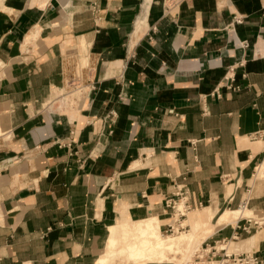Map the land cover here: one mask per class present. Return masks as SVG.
<instances>
[{"label": "crops", "instance_id": "obj_1", "mask_svg": "<svg viewBox=\"0 0 264 264\" xmlns=\"http://www.w3.org/2000/svg\"><path fill=\"white\" fill-rule=\"evenodd\" d=\"M170 5L0 0V264H98L122 214L156 213L167 231L178 188L192 204L178 222L208 221L203 249L240 243L264 264V233L242 244L264 231L242 229L264 220V138L251 137L264 130V0ZM82 53L95 69L80 106H57ZM226 208L254 216L218 225Z\"/></svg>", "mask_w": 264, "mask_h": 264}, {"label": "bare ground", "instance_id": "obj_2", "mask_svg": "<svg viewBox=\"0 0 264 264\" xmlns=\"http://www.w3.org/2000/svg\"><path fill=\"white\" fill-rule=\"evenodd\" d=\"M262 165L264 167V163ZM178 209L182 210L183 204L179 203ZM215 214L216 210L211 208L210 219H213ZM237 215H247L252 217L253 212L248 208H226L219 212L216 217L218 220V225L227 224V221H229L232 217H236ZM185 220H187V218ZM207 222L208 221L201 219L197 213L189 219V223H191V229L189 231L186 233H183L182 231L177 234L164 235L163 232H161V222L158 214H150L148 217L142 219H133L129 215L122 214L121 218H119L116 223L110 226L106 252H104V254L99 258L98 264H109L111 257L119 252L120 254L127 253L130 259L134 261L145 260L146 263L148 262V264L163 263L161 260L156 259L161 253L162 248H165L166 246L174 248L179 239L185 240L186 238L190 242L196 230L207 226ZM263 233L264 231H257V229L252 231V235L244 240L242 244H247L249 246L250 244L255 243L259 238L262 237ZM125 239H127V242L124 241ZM238 244L240 243L230 242L229 245H225V247L229 248V251H232L238 248ZM181 264L184 263L181 262Z\"/></svg>", "mask_w": 264, "mask_h": 264}, {"label": "rangeland", "instance_id": "obj_3", "mask_svg": "<svg viewBox=\"0 0 264 264\" xmlns=\"http://www.w3.org/2000/svg\"><path fill=\"white\" fill-rule=\"evenodd\" d=\"M94 69H95V59L92 55H89L88 53H82L81 55L74 54L68 57V59L65 62V79L63 84L64 88H61V90L56 93V95L61 94L57 98L58 99L57 106L63 105L69 110H72L76 106H80L79 104L83 99V92L87 90L86 86L88 85L89 81H91V78H93ZM262 172H264V170ZM187 215H190V213H188ZM241 216L242 215H237L236 217H232L227 222L234 221L233 223L235 224V222ZM176 218H178V216H176ZM188 224H189L188 221L184 220L183 221L184 228H181L179 227V225H177L176 222H174V231H164L163 234L164 235L177 234L182 231L183 233L184 232L186 233L191 229V227L188 226ZM263 225L264 224H262V226ZM198 230H196L190 242L186 238L185 240L179 239L177 241L176 246H174V248L169 246L162 248L161 253L158 255L156 259L161 260V262L163 263H170V264H181V262L184 264L185 263L207 264L206 258H202L201 261L203 262H199V263L196 262V256L202 255L204 252L202 248L203 245L202 239L200 236L197 235ZM124 241L127 242V239H125ZM224 243L225 242L219 243L218 248L225 246ZM115 262H117V264H148V262L146 263L145 260H140V261L131 260L127 253L120 254V252L116 253L111 257L109 264ZM213 263L231 264L220 261L217 262L215 261Z\"/></svg>", "mask_w": 264, "mask_h": 264}, {"label": "built area", "instance_id": "obj_4", "mask_svg": "<svg viewBox=\"0 0 264 264\" xmlns=\"http://www.w3.org/2000/svg\"><path fill=\"white\" fill-rule=\"evenodd\" d=\"M169 3L172 5L174 3H177L181 0H168ZM230 79V78H227ZM232 81V80H231ZM227 88H232L234 90H241L242 86L239 84H233V83H227L225 84ZM218 93L220 95V89L219 87ZM252 138L257 139V138H264V130H259L251 135ZM192 143H195L194 140H192ZM185 189L183 188H178L176 191L175 195L173 198H169L167 200V207L174 209L175 216L184 217L186 216L191 210H192V204L190 202V199L188 196L185 194ZM183 204V209L179 210L178 209V204ZM178 218H176V223L179 225V227L184 228L183 224L181 222H178ZM247 222L242 226V229L244 231L249 232L252 227L257 226L260 227L264 223V220H259V219H254V218H248L246 220ZM241 226V225H240ZM167 231H174V223L172 225H169V229ZM203 254L199 255L200 258L204 257L205 255L210 254L211 256L219 257V260L216 261H221V262H226V263H231V264H258L260 262V259L257 255H255L253 252H233V251H228V249L225 248H210V249H203ZM223 253L220 255V253ZM214 261H208L207 264H214Z\"/></svg>", "mask_w": 264, "mask_h": 264}]
</instances>
